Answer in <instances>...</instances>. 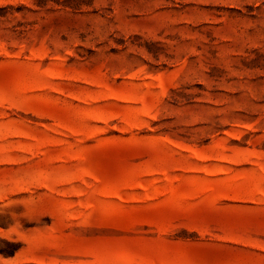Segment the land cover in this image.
Segmentation results:
<instances>
[{"label":"rangeland","instance_id":"rangeland-1","mask_svg":"<svg viewBox=\"0 0 264 264\" xmlns=\"http://www.w3.org/2000/svg\"><path fill=\"white\" fill-rule=\"evenodd\" d=\"M0 264H264V0H0Z\"/></svg>","mask_w":264,"mask_h":264}]
</instances>
